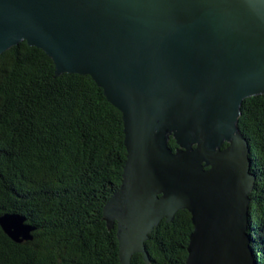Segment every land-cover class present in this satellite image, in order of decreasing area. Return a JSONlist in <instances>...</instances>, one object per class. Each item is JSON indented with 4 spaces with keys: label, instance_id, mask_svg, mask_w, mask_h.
Here are the masks:
<instances>
[{
    "label": "water",
    "instance_id": "obj_1",
    "mask_svg": "<svg viewBox=\"0 0 264 264\" xmlns=\"http://www.w3.org/2000/svg\"><path fill=\"white\" fill-rule=\"evenodd\" d=\"M22 42L58 76L92 77L123 114V181L104 207L122 264L149 262L150 235L181 210L195 227L186 264H258L239 120L264 95V0H0V55ZM26 222L0 218L16 242L32 239Z\"/></svg>",
    "mask_w": 264,
    "mask_h": 264
},
{
    "label": "trees",
    "instance_id": "obj_2",
    "mask_svg": "<svg viewBox=\"0 0 264 264\" xmlns=\"http://www.w3.org/2000/svg\"><path fill=\"white\" fill-rule=\"evenodd\" d=\"M56 70L27 42L0 55V218L18 214L34 228L32 239L16 242L0 224V264H122L104 207L123 181V114L92 77ZM239 127L257 177L251 246L264 264V95L244 101ZM170 147L178 148L173 138ZM194 229L181 210L150 235V261L136 254L132 263L186 264Z\"/></svg>",
    "mask_w": 264,
    "mask_h": 264
}]
</instances>
